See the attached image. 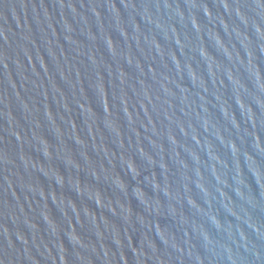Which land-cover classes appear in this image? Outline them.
<instances>
[{
  "label": "water",
  "instance_id": "1",
  "mask_svg": "<svg viewBox=\"0 0 264 264\" xmlns=\"http://www.w3.org/2000/svg\"><path fill=\"white\" fill-rule=\"evenodd\" d=\"M0 264H264V0H0Z\"/></svg>",
  "mask_w": 264,
  "mask_h": 264
}]
</instances>
